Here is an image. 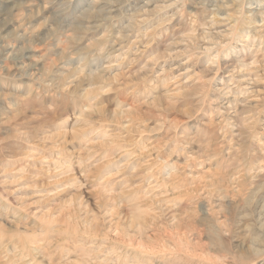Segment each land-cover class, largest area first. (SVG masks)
I'll return each mask as SVG.
<instances>
[{"label": "rangeland", "instance_id": "374dc122", "mask_svg": "<svg viewBox=\"0 0 264 264\" xmlns=\"http://www.w3.org/2000/svg\"><path fill=\"white\" fill-rule=\"evenodd\" d=\"M0 264H264V0H0Z\"/></svg>", "mask_w": 264, "mask_h": 264}]
</instances>
